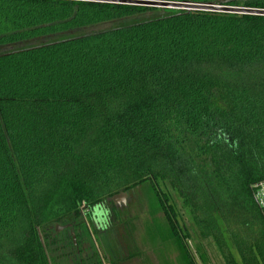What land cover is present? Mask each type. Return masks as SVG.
<instances>
[{"label": "trees", "instance_id": "1", "mask_svg": "<svg viewBox=\"0 0 264 264\" xmlns=\"http://www.w3.org/2000/svg\"><path fill=\"white\" fill-rule=\"evenodd\" d=\"M262 181L264 16L0 0V264L77 258L76 227L96 234L90 212L136 189L149 242L264 264Z\"/></svg>", "mask_w": 264, "mask_h": 264}, {"label": "rangeland", "instance_id": "2", "mask_svg": "<svg viewBox=\"0 0 264 264\" xmlns=\"http://www.w3.org/2000/svg\"><path fill=\"white\" fill-rule=\"evenodd\" d=\"M173 199L179 208V201L175 197ZM179 212L184 216L183 211ZM90 217L96 234L87 222V231L76 227L77 234L74 233L72 237L76 249L74 255L77 258L72 257L70 250L65 251V254L62 250H53L52 258L56 264H75V260L78 262L82 260L81 264H96L93 262L94 257L89 256L90 252H97L102 264H187L180 259L173 245L161 244L158 241L149 242L145 239L144 227L149 214L147 200L141 189L119 195L94 208L90 212ZM184 224L186 227L189 226L186 217ZM68 228L69 225L59 226L54 230L62 232ZM79 234L86 237L81 239ZM185 246L193 264H223L216 249L208 241L191 235ZM92 247L95 251H92Z\"/></svg>", "mask_w": 264, "mask_h": 264}, {"label": "water", "instance_id": "3", "mask_svg": "<svg viewBox=\"0 0 264 264\" xmlns=\"http://www.w3.org/2000/svg\"><path fill=\"white\" fill-rule=\"evenodd\" d=\"M69 1L93 2V3H104V4H121V5H130V6L181 9V10H189V11H204V12H216V13H226V14L264 16V10H258V9L209 6V5H199V4L194 5L188 3H167V2L152 1V0H69Z\"/></svg>", "mask_w": 264, "mask_h": 264}, {"label": "built area", "instance_id": "4", "mask_svg": "<svg viewBox=\"0 0 264 264\" xmlns=\"http://www.w3.org/2000/svg\"><path fill=\"white\" fill-rule=\"evenodd\" d=\"M253 194L255 202L264 219V181L259 182L253 186Z\"/></svg>", "mask_w": 264, "mask_h": 264}]
</instances>
